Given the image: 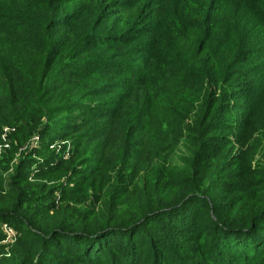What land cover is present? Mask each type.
<instances>
[{
	"label": "trees",
	"instance_id": "trees-1",
	"mask_svg": "<svg viewBox=\"0 0 264 264\" xmlns=\"http://www.w3.org/2000/svg\"><path fill=\"white\" fill-rule=\"evenodd\" d=\"M5 124L0 264H264V0H0Z\"/></svg>",
	"mask_w": 264,
	"mask_h": 264
},
{
	"label": "rangeland",
	"instance_id": "rangeland-1",
	"mask_svg": "<svg viewBox=\"0 0 264 264\" xmlns=\"http://www.w3.org/2000/svg\"><path fill=\"white\" fill-rule=\"evenodd\" d=\"M144 40L146 39H143V41ZM235 114H238V111H235ZM155 121H157L155 115L151 116L149 120L147 121L150 129H153V126L155 125ZM17 126L18 125H15V124H5L2 127L1 142H0V171H2L1 169L2 160H6V158H9V159L11 158L9 162L8 170L9 172H12L13 171L12 167L14 166V164L18 162L21 151H23L24 149L25 150L37 149L43 145L39 132H36L33 134L32 138L25 143L23 147L19 148L15 152V155L12 157L13 155L12 150H14L13 146L18 144L14 140V137H13L14 133L17 130ZM141 139L146 140L147 136L141 135ZM50 148L51 150H55L64 159H71L74 155V152H73L74 146L70 138L65 139V140H56L50 145ZM255 160L264 161V142H263L261 149L256 153ZM60 181L66 182L67 181L66 176L62 177ZM1 230H3L4 234H6L2 226H1ZM16 235L18 234L16 233ZM4 240L2 241V244L6 245Z\"/></svg>",
	"mask_w": 264,
	"mask_h": 264
},
{
	"label": "built area",
	"instance_id": "built-area-1",
	"mask_svg": "<svg viewBox=\"0 0 264 264\" xmlns=\"http://www.w3.org/2000/svg\"><path fill=\"white\" fill-rule=\"evenodd\" d=\"M2 228H4L5 231V235L6 238L4 240L5 244L6 243H13L14 240L16 239L17 235H16V230L14 229V227L8 223H4L2 224Z\"/></svg>",
	"mask_w": 264,
	"mask_h": 264
}]
</instances>
